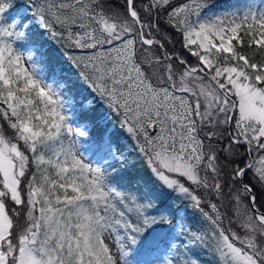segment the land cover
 <instances>
[{
	"label": "snow or ice",
	"instance_id": "snow-or-ice-1",
	"mask_svg": "<svg viewBox=\"0 0 264 264\" xmlns=\"http://www.w3.org/2000/svg\"><path fill=\"white\" fill-rule=\"evenodd\" d=\"M0 264H264V0H0Z\"/></svg>",
	"mask_w": 264,
	"mask_h": 264
},
{
	"label": "rangeland",
	"instance_id": "rangeland-1",
	"mask_svg": "<svg viewBox=\"0 0 264 264\" xmlns=\"http://www.w3.org/2000/svg\"><path fill=\"white\" fill-rule=\"evenodd\" d=\"M220 6L227 8L223 4H220ZM29 15H30V13H29ZM23 50L25 52L27 51V49H23ZM37 59H39V58H37ZM111 128H113V127H111ZM81 151L84 153L85 158H87V159H93L94 161L100 159L99 144L93 143L90 139H88L86 142L82 143ZM160 251H161V253L164 251L163 246H161Z\"/></svg>",
	"mask_w": 264,
	"mask_h": 264
},
{
	"label": "trees",
	"instance_id": "trees-1",
	"mask_svg": "<svg viewBox=\"0 0 264 264\" xmlns=\"http://www.w3.org/2000/svg\"><path fill=\"white\" fill-rule=\"evenodd\" d=\"M16 2H17L18 5H26L28 3V0H16ZM218 2L220 4H223L226 7H230V6L235 5V4L244 3L245 0H218ZM52 55L55 57V56L58 55V53H52ZM110 127L115 128L116 131L119 132L118 127L114 123L112 125H110ZM90 140L93 143H98V142H94L93 139H90ZM120 143L126 145L128 143V141H127L126 138H121ZM133 174H135V173H133ZM176 205L179 206V202H176ZM201 259L204 260V261H208L209 257L204 256L203 254H201Z\"/></svg>",
	"mask_w": 264,
	"mask_h": 264
}]
</instances>
